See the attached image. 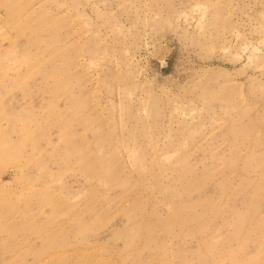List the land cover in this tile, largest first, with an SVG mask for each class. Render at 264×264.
<instances>
[{"label":"rangeland","instance_id":"374dc122","mask_svg":"<svg viewBox=\"0 0 264 264\" xmlns=\"http://www.w3.org/2000/svg\"><path fill=\"white\" fill-rule=\"evenodd\" d=\"M0 264H264V0H0Z\"/></svg>","mask_w":264,"mask_h":264}]
</instances>
